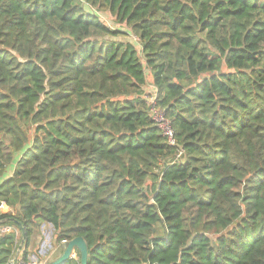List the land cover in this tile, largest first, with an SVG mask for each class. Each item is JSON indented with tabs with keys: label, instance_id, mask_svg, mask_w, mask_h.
<instances>
[{
	"label": "trees",
	"instance_id": "trees-1",
	"mask_svg": "<svg viewBox=\"0 0 264 264\" xmlns=\"http://www.w3.org/2000/svg\"><path fill=\"white\" fill-rule=\"evenodd\" d=\"M1 202L27 264L41 223L88 264H264V0H0Z\"/></svg>",
	"mask_w": 264,
	"mask_h": 264
},
{
	"label": "rangeland",
	"instance_id": "rangeland-1",
	"mask_svg": "<svg viewBox=\"0 0 264 264\" xmlns=\"http://www.w3.org/2000/svg\"><path fill=\"white\" fill-rule=\"evenodd\" d=\"M86 6L88 8L87 4ZM90 9L93 12L98 13L102 17V19L111 27L122 28L123 30H128L125 24L117 22L116 17L112 15L111 12L106 7H101V8L93 7ZM119 39L120 40L129 39L137 44L139 42L138 38L132 34H129V35L122 34L119 36ZM144 88H145V95H152L153 93H156L155 91H153L150 80L147 82ZM18 237H19L18 246L19 248H21V250H23L22 244L20 243V234L18 235ZM57 245H58L57 237H56V233H55V230L52 224L41 223L34 231L32 243L30 246V256H29L30 261L29 262H31V264L45 263ZM18 253L19 252H16L12 258H14ZM75 258H77V252L75 254ZM29 262L28 264H30Z\"/></svg>",
	"mask_w": 264,
	"mask_h": 264
},
{
	"label": "built area",
	"instance_id": "built-area-1",
	"mask_svg": "<svg viewBox=\"0 0 264 264\" xmlns=\"http://www.w3.org/2000/svg\"><path fill=\"white\" fill-rule=\"evenodd\" d=\"M145 98L147 100V103L149 104L150 113L153 120L157 123L167 142L170 145L175 146L177 141L175 137V131L171 125V120L167 117L165 111L160 106H158L156 94L153 93L152 95H145ZM183 153L184 149L178 148L177 158L181 159L183 157ZM6 206L7 204L5 202H1L0 210L5 208ZM14 233L19 235V232L15 226H13L12 224L4 223L2 220H0V236ZM10 262L11 264H27L26 261L22 258L20 252L14 258H12ZM29 263L31 264V262Z\"/></svg>",
	"mask_w": 264,
	"mask_h": 264
},
{
	"label": "water",
	"instance_id": "water-1",
	"mask_svg": "<svg viewBox=\"0 0 264 264\" xmlns=\"http://www.w3.org/2000/svg\"><path fill=\"white\" fill-rule=\"evenodd\" d=\"M18 225L21 231L24 232L23 225L20 222H18ZM77 250L80 252V264H88V243L82 236H77L71 240H65L58 244L47 261L43 264H64L70 259L75 258ZM8 264H11V262Z\"/></svg>",
	"mask_w": 264,
	"mask_h": 264
},
{
	"label": "crops",
	"instance_id": "crops-1",
	"mask_svg": "<svg viewBox=\"0 0 264 264\" xmlns=\"http://www.w3.org/2000/svg\"><path fill=\"white\" fill-rule=\"evenodd\" d=\"M150 81H151V86H152V88H153V91H155V88L153 87V85H152V78L150 79ZM2 212H8V211H11V207L10 206H6L5 208H3L2 210H1ZM16 252H20V248L18 247L17 248V251Z\"/></svg>",
	"mask_w": 264,
	"mask_h": 264
}]
</instances>
